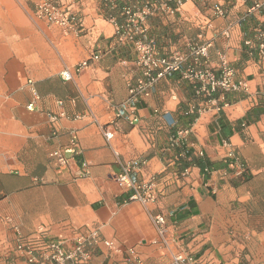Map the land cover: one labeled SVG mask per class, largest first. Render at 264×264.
I'll return each instance as SVG.
<instances>
[{
  "label": "crops",
  "instance_id": "1",
  "mask_svg": "<svg viewBox=\"0 0 264 264\" xmlns=\"http://www.w3.org/2000/svg\"><path fill=\"white\" fill-rule=\"evenodd\" d=\"M52 1L78 15L79 33L35 17V0H0V262L24 264L14 226L27 237L41 226L66 249L94 228L115 244L118 250L98 246L88 264H122L127 247L144 264H173L171 251L196 254L202 264H264V113L243 120L264 98L257 47L264 11L249 12L253 0H186L179 12L149 17L161 55L210 40L201 65L218 77L224 54L232 78L247 89L206 95L174 72L157 81L138 104L139 120L129 123L114 116V104L126 97L128 80L141 76L132 44L116 40L104 0ZM216 3L225 17L213 16ZM111 13L122 20L119 8ZM226 27L228 38L221 36ZM82 60L88 66L76 72ZM64 68L71 79L61 78ZM165 112L177 124L168 125ZM179 128L190 132L177 138ZM224 140L245 173L227 167ZM180 142L220 167L204 174L190 166L182 174ZM53 150L64 152L65 165L49 155ZM130 159L145 160L138 177L154 178L155 202L128 200L131 190L117 185L114 177ZM157 213L166 218L167 246L151 218Z\"/></svg>",
  "mask_w": 264,
  "mask_h": 264
},
{
  "label": "built area",
  "instance_id": "2",
  "mask_svg": "<svg viewBox=\"0 0 264 264\" xmlns=\"http://www.w3.org/2000/svg\"><path fill=\"white\" fill-rule=\"evenodd\" d=\"M240 1L245 2L246 0ZM121 2L122 5L119 9L121 21L114 13H111L118 8L117 0L103 1V6L108 11L104 15L115 26L116 40L132 44L136 52L135 62L141 68V76L134 81L128 80L126 97L114 104V116L116 118H121L129 123L137 122L139 120L137 115L139 102L152 93L160 78L174 72H179L182 79L193 84L196 92H203L206 95H210L218 89L222 91H245L247 89L245 81L232 78L233 69L224 54L219 53L218 55L220 73L218 77L212 70L201 65L202 61L208 58L210 40L202 42H199L198 39L193 40L188 44L189 50L186 53L179 49H175L167 55H161L158 52L155 38L148 33V18L179 12L186 0H121ZM33 9L35 17L50 25L58 26L64 32L79 33L81 31L78 15L66 6L52 0H35ZM253 10L264 11V0H253L249 12ZM212 13L215 17H225L227 14L222 5L218 3L214 4ZM207 25L210 26V22ZM229 29V27L224 28L221 31V36L228 38L230 36ZM257 38L259 52L264 54V32L262 30H258ZM245 43L250 44L251 41L247 40ZM98 57V54H94L91 59H98ZM188 59L191 60V63L186 65ZM86 66H88V60H82L76 64L74 69L79 72ZM60 76L64 80H69L71 79V71L64 68L60 72ZM163 116L168 125H175L176 121L169 112H165ZM50 118L56 119L55 116H50ZM189 132L190 128H179L176 131V137H184ZM103 134L106 140L111 137L108 131H104ZM75 142L74 137L71 141L72 146L75 145ZM222 145L227 148L224 156L227 167L229 169L237 168L239 174L245 173L244 165L235 157L228 142L224 140ZM68 151H73V149ZM49 155L55 158L60 165H65L68 161L64 152L60 150H53ZM199 155H202L201 151ZM144 163L145 160L140 159L122 162L120 171L114 179L118 186L131 190L128 200H137L147 205L155 202L157 195L154 178L142 181L138 177V168ZM187 172L188 168H185L182 174ZM151 218L161 243L167 246V225L164 214L157 213ZM6 219L11 221L9 217ZM13 229L16 235L15 250L23 257L24 264H88L93 251L98 246L102 245L110 250H118L111 240L101 238L96 228L76 236L74 244L67 249L60 242L47 239L46 230L41 226L37 229V236L33 237L24 236L18 226H14ZM122 251L124 253L122 264H144L143 259L133 247L124 248ZM170 255L173 264H202L200 256L191 252L171 251ZM1 262L7 264L6 260Z\"/></svg>",
  "mask_w": 264,
  "mask_h": 264
},
{
  "label": "trees",
  "instance_id": "3",
  "mask_svg": "<svg viewBox=\"0 0 264 264\" xmlns=\"http://www.w3.org/2000/svg\"><path fill=\"white\" fill-rule=\"evenodd\" d=\"M121 5H122L121 0H117V6L119 9ZM263 113H264V98L260 97L258 104L246 112L243 120L246 122L256 121L259 118V116ZM192 119L193 117L190 118V121ZM175 124H177V121ZM176 150L177 153H180L182 151L184 154V159H181L182 169L189 168L190 166H197L204 174H206L207 172H209L211 168L220 167V165L209 163L203 157L194 155L191 149L185 146L183 142H180L179 147L176 148Z\"/></svg>",
  "mask_w": 264,
  "mask_h": 264
}]
</instances>
